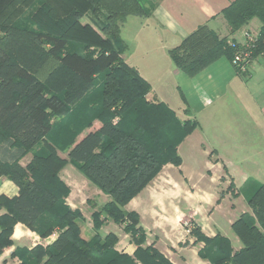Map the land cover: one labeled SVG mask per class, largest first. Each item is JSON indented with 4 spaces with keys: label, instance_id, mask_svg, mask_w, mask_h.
I'll return each instance as SVG.
<instances>
[{
    "label": "trees",
    "instance_id": "1",
    "mask_svg": "<svg viewBox=\"0 0 264 264\" xmlns=\"http://www.w3.org/2000/svg\"><path fill=\"white\" fill-rule=\"evenodd\" d=\"M40 1L43 6L31 21L34 29L28 30L11 28L17 17L10 2L0 0V127L20 152L12 161L0 159V178L18 188L11 199L0 196V208L5 210L0 215V250L11 244V231L21 223L41 238L58 235L47 247L22 251L20 264H171L152 246L143 247L137 215L124 209L164 165L181 164L177 147L196 127L190 121L181 123L163 103L148 101L149 84L121 58L127 49L120 37L121 24L127 16L149 12L142 0ZM222 15L230 33L253 18L260 22L252 57L264 58V0H231ZM82 18L87 24L80 22ZM25 32L31 34V43L46 47V57L67 72L64 91L58 88L48 94L36 73L13 58L12 51L25 40ZM242 48L200 26L170 56L180 72L194 77L220 58L232 63ZM99 75L104 76L101 105L105 111L100 127L67 150L68 162L109 198L91 214L89 227L80 211L66 204L69 189L58 176L66 161L49 150L46 156L33 155L27 167L18 162L48 136L51 117L62 116L87 98ZM91 110L83 128L93 121ZM239 193L251 209L231 225L241 249L233 251L220 235L208 238L198 228L189 231L204 244L199 256L208 264H264V185L247 180ZM102 214L130 235L136 245L132 257L115 250L114 234L100 235Z\"/></svg>",
    "mask_w": 264,
    "mask_h": 264
},
{
    "label": "crops",
    "instance_id": "2",
    "mask_svg": "<svg viewBox=\"0 0 264 264\" xmlns=\"http://www.w3.org/2000/svg\"><path fill=\"white\" fill-rule=\"evenodd\" d=\"M230 1L142 0L149 13L127 16L120 27V37L127 45L121 58L149 84L146 99L166 105L181 123L196 124V129L177 147L181 164L164 165L124 207L137 215V229L145 241L143 247L152 246L171 264H208L199 256L204 244L189 233L194 228L208 238H226L233 251L241 249L231 225L250 210H238L239 190L247 180L264 185V58L252 59L242 75L235 72L227 59L220 58L196 76L188 77L174 66L170 56V51L200 26L235 44L244 43L245 39L240 37L244 32L258 34L260 22L256 18L230 33L222 15ZM124 29L130 38L123 37ZM162 78L170 79V83L164 90H156L162 87H154V82L160 83ZM173 95L179 99V105L172 102ZM196 115L199 120L192 119ZM99 127L85 131L76 142ZM183 153L188 156L186 162ZM58 176L69 189L66 204L71 210H79L85 220L79 207L80 197L73 198L71 177L83 184L85 181L66 166ZM99 194L102 197L100 191ZM17 195V186L0 178V196L11 199ZM84 200L87 203L86 197ZM105 200L104 203L109 201ZM225 207L229 209L224 210ZM96 210L93 208L89 216ZM4 212L0 208V215ZM107 224L106 220L102 228ZM115 225L116 233L108 230L106 234L118 238L117 252L132 257L136 245L129 234ZM57 235L55 232L41 238L23 224H15L9 238L11 244L0 250V264H20L22 251L47 247Z\"/></svg>",
    "mask_w": 264,
    "mask_h": 264
},
{
    "label": "rangeland",
    "instance_id": "3",
    "mask_svg": "<svg viewBox=\"0 0 264 264\" xmlns=\"http://www.w3.org/2000/svg\"><path fill=\"white\" fill-rule=\"evenodd\" d=\"M8 1L10 2L13 8L12 14L14 15V17H17V20L12 24L11 28L24 27L25 29L28 30L34 29V27L31 26V21H33L34 19L33 16L34 12L37 11V9L41 8L42 5L41 1L40 0H8ZM86 16L89 19L93 20V16L91 13H87ZM80 22L82 24H87L88 21L87 19L82 18ZM28 35L31 36L29 32H25V34L24 33L22 34V37L25 40L18 43L15 49L12 51L13 58L26 65L30 71L36 73L37 77L40 78L42 82H44L43 84L48 94H54L58 88H60V91H64V85L66 83V79L68 78L67 72L61 70L56 63H54L52 60L46 57V54L44 52V49L46 47L42 46V48H40L39 46H36V44L31 43V39H29L30 37ZM250 35L256 39L258 34L250 33ZM149 36L151 37L150 34ZM123 37L130 38L129 33L125 29L123 30ZM240 37L244 39L245 37L244 33L240 34ZM154 44L155 43L153 42V46ZM149 46H151V43L148 45V47ZM252 59L254 58L251 56V61ZM140 61L141 60L136 62H140ZM39 66L41 67V69L38 68ZM103 80H104L103 75H99L96 78L95 86L93 87L87 98L82 103H79L75 107L67 108V111L60 117L57 116L51 117L50 118L51 131L48 134V136L45 137L40 143H38L32 149H30L25 154V156L22 157L18 162L22 167H27L28 164L31 162V160H33L32 157L33 155L46 156L47 151L49 150L54 151L60 161H66L67 163L66 169L73 171L77 177L85 181L83 184V182H80L77 178L71 177V184L74 187V188L72 187V189H74L75 192L73 198L77 199L78 197H80L82 204L79 207H81L82 212L85 215V220L83 222L87 226H89V223H92L90 217L91 215L89 216V212H91L93 208H97L99 210L105 204L104 203L106 201L105 198L107 200L109 199L104 194L101 197V195L99 194V190L93 184H91L80 172H78L73 165L69 164L66 153L68 148L70 147L69 145L75 143L81 134H83L87 130L95 129V126L100 125L99 118L100 116H104L101 113H105V111L103 110V106L101 105V99H102L101 89L103 87L102 86ZM168 82L170 83V79L162 78L160 83L155 84L154 82V87L158 85L161 86L162 88L157 87L156 90H164V87L167 86ZM168 85L170 87V84ZM172 98H173L172 102L175 101V103L179 105V99L176 97V95H173ZM170 105L176 106V104L174 105L173 103H170ZM90 109H92L91 112L93 114V121L89 127L83 128L84 124H86L87 121L88 110ZM198 118L199 115H196L195 118L192 117V119L195 120H199ZM116 119L118 120V118L115 117L114 123H116ZM11 141L9 140V138L5 136V134L2 132V129L0 127V157H1L0 159L1 160L12 161V159L17 154H20V152H18L19 150L18 146H15V144H13ZM183 158L185 162L188 160V156L185 153H183ZM49 160H52V158ZM84 197H86L87 203L84 202L85 201ZM238 197H239V199L237 200L238 210L248 209L250 210V212H248L250 214L251 209L249 208L247 203L244 202L245 200H243L244 199L243 196L241 194H238ZM94 203L96 204V206L93 205ZM227 208L229 209V207H225L224 210ZM101 219L103 221V225L106 220L108 221V224L105 225L100 230L101 236H104L108 230H111L109 232L116 233L114 229L116 225L110 218L102 214ZM119 227L123 231V225H119Z\"/></svg>",
    "mask_w": 264,
    "mask_h": 264
},
{
    "label": "built area",
    "instance_id": "4",
    "mask_svg": "<svg viewBox=\"0 0 264 264\" xmlns=\"http://www.w3.org/2000/svg\"><path fill=\"white\" fill-rule=\"evenodd\" d=\"M244 35L245 41L241 44L243 48L234 55L231 63L235 72L239 75L245 74L248 70L249 64L251 63L252 47L255 42V38L250 33L244 32Z\"/></svg>",
    "mask_w": 264,
    "mask_h": 264
}]
</instances>
